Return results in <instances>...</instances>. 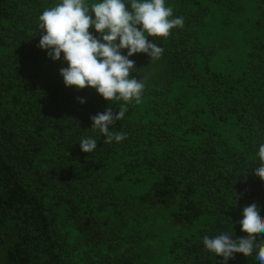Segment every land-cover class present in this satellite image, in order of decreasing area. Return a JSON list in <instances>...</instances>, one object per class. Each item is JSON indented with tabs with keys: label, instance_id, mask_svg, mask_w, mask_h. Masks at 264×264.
Listing matches in <instances>:
<instances>
[{
	"label": "trees",
	"instance_id": "obj_1",
	"mask_svg": "<svg viewBox=\"0 0 264 264\" xmlns=\"http://www.w3.org/2000/svg\"><path fill=\"white\" fill-rule=\"evenodd\" d=\"M58 2L0 0V264H152L142 231L160 224L176 228L163 264H223L203 236L247 235L239 221L254 200L264 214V180L253 169L264 143V20L237 13L251 8L245 0H212L253 34L237 46L249 47L245 66L229 76L213 69L216 47L201 41L203 0H166L184 26L152 38L161 60L130 57V78L145 84L141 102L115 124L127 139L104 143L90 118L109 102L66 88L67 65L37 46L38 17ZM110 103L115 112L121 102ZM89 136L99 137L90 154L78 144ZM125 181L141 191L124 195L116 184ZM254 256L228 264H258Z\"/></svg>",
	"mask_w": 264,
	"mask_h": 264
},
{
	"label": "clouds",
	"instance_id": "obj_2",
	"mask_svg": "<svg viewBox=\"0 0 264 264\" xmlns=\"http://www.w3.org/2000/svg\"><path fill=\"white\" fill-rule=\"evenodd\" d=\"M183 26L184 17L174 16L166 0H59L38 17L37 46L53 62L62 59L67 65L59 71L66 88L94 89L109 102L104 112L90 118L91 130L103 136L104 143H119L128 134L115 130V124L125 119L129 104L141 102L145 87L143 80L130 78L136 70L130 57L145 54L150 62L161 60L164 49L152 38H167L171 30ZM110 102H121L115 112ZM99 137L81 138V151L94 152ZM256 155L254 173L264 180V143ZM239 224L247 235L236 237L233 228L213 237L205 235L204 250L222 258L223 264L236 254L251 257L253 253L255 261L264 264V238H258L264 232V214L255 200L243 207Z\"/></svg>",
	"mask_w": 264,
	"mask_h": 264
},
{
	"label": "rangeland",
	"instance_id": "obj_3",
	"mask_svg": "<svg viewBox=\"0 0 264 264\" xmlns=\"http://www.w3.org/2000/svg\"><path fill=\"white\" fill-rule=\"evenodd\" d=\"M203 2L208 8L209 13L200 32L201 41L205 45L216 47L218 53L211 65L219 73L236 76L240 73L242 67L245 66L246 53L249 51V47H247L241 53L237 46L240 42L251 39L253 35L252 32H247L246 29H243L244 25L239 23L243 18L237 13L245 14L248 21L258 20L259 22H263L264 7L260 6L259 0H249L248 2L245 0L246 4H251V8L247 9V7H243L237 13L227 14L222 9V4H214L212 0H203ZM239 28L241 29L238 30ZM34 72L36 71L34 70ZM46 73L47 71H42L43 75ZM42 74L37 71L38 76H43ZM222 130L225 132L227 138L232 136L231 130L227 128H223ZM109 172L112 175H118L122 172V168L115 166V169H111ZM116 187L124 195L126 193L136 194L142 189L140 184L133 185L126 181L117 183ZM175 229L170 225L163 226L160 224L157 227H150L146 231H142V237L144 239L142 246L144 248L152 247L156 251L152 259V264H163L167 252V245L171 241L170 239L175 236ZM197 229L198 225H194L189 229H183V231L187 230V232L191 233ZM133 231L136 233L139 230L135 229ZM104 254L105 251H102L101 255Z\"/></svg>",
	"mask_w": 264,
	"mask_h": 264
}]
</instances>
